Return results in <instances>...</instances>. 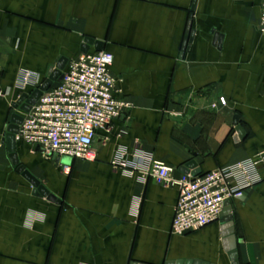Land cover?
Segmentation results:
<instances>
[{"label": "crops", "instance_id": "obj_1", "mask_svg": "<svg viewBox=\"0 0 264 264\" xmlns=\"http://www.w3.org/2000/svg\"><path fill=\"white\" fill-rule=\"evenodd\" d=\"M193 1L0 0V264H231L220 220L171 234L177 188L127 173L138 158L165 163L175 177L190 161L204 173L262 159L263 181L229 203L239 264H264V0H196L182 52ZM85 38L113 56L116 97L132 107L97 132V159L70 161L68 173L16 142L19 165L58 204L33 195L4 139L11 104L62 57L82 54ZM25 73L34 84L21 88ZM236 125L245 134L237 142ZM118 159L121 168L111 164Z\"/></svg>", "mask_w": 264, "mask_h": 264}, {"label": "built area", "instance_id": "obj_2", "mask_svg": "<svg viewBox=\"0 0 264 264\" xmlns=\"http://www.w3.org/2000/svg\"><path fill=\"white\" fill-rule=\"evenodd\" d=\"M258 30L264 35V1L259 6ZM113 56L106 51L80 54L69 60L63 78L54 82L32 106L16 134L24 142L57 161L63 173L70 165L62 162H93L97 159L94 140L132 105L116 97V79L111 74ZM34 84V76L23 74L18 85ZM39 87V86H38ZM219 104L226 105L224 98ZM215 107V106H214ZM262 159H246L198 175L179 174L165 163L138 158L128 168L120 159L111 162L129 174L141 172L162 186L177 188L171 234L181 236L220 220L226 201L240 199L259 185ZM122 168V169H123Z\"/></svg>", "mask_w": 264, "mask_h": 264}, {"label": "water", "instance_id": "obj_3", "mask_svg": "<svg viewBox=\"0 0 264 264\" xmlns=\"http://www.w3.org/2000/svg\"><path fill=\"white\" fill-rule=\"evenodd\" d=\"M196 0L193 1L191 14L189 16V20L187 22L185 38L182 44V52L186 50L188 45L192 43L194 37V31L192 30V16L194 12ZM221 41V36L217 33L214 34V43H217L219 46ZM89 47H93L95 52H99L103 50V44L101 42L95 41L91 38H85L81 47L80 52L82 54L88 53ZM67 64V59L62 57L54 68H50L47 72V78L44 82L34 89L29 94L23 93L21 94L18 99L11 104V108L15 113H12L9 119V124L6 129V135L4 142L6 144L8 156L10 162L13 166H17V172L21 174L33 187V195L35 196H42L46 198L50 202L60 203L56 200L55 196L50 194V192L44 188L38 180H36L33 176H31L23 166L19 165V160L16 154V134L18 133L19 126L23 121V114H27L32 106L38 101L42 93H44L54 82L60 81L63 78V70ZM237 117L234 120V124L237 123ZM236 136L234 140L237 142L238 140H242L245 137L241 126L236 125ZM65 164L70 163V160L64 159ZM180 171L184 174H191V175H198L200 174V170L197 168L196 164L193 161L188 162L185 164ZM220 224H222L221 228V236L223 238V248L227 252V257L231 264H239L238 262V255L235 249V244L233 240L234 229L232 223V215H231V208L229 201H226L224 204L223 211L220 217ZM130 264H136L132 262ZM167 264H208L206 262H201L199 260L190 261H177V262H170Z\"/></svg>", "mask_w": 264, "mask_h": 264}, {"label": "rangeland", "instance_id": "obj_4", "mask_svg": "<svg viewBox=\"0 0 264 264\" xmlns=\"http://www.w3.org/2000/svg\"><path fill=\"white\" fill-rule=\"evenodd\" d=\"M13 113H15V111H13Z\"/></svg>", "mask_w": 264, "mask_h": 264}]
</instances>
